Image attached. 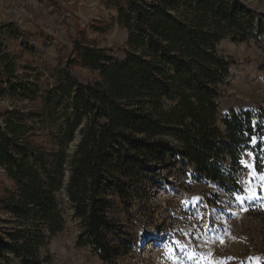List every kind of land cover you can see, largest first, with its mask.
I'll use <instances>...</instances> for the list:
<instances>
[{
    "label": "trees",
    "instance_id": "trees-1",
    "mask_svg": "<svg viewBox=\"0 0 264 264\" xmlns=\"http://www.w3.org/2000/svg\"><path fill=\"white\" fill-rule=\"evenodd\" d=\"M108 3L128 31L123 49L94 46L81 30L67 62L44 71L0 57V97L21 103L0 111V167L11 183L0 184V264H49L41 251L64 230L69 205L81 220L77 246L115 264L134 245L113 203L130 209L146 179L174 170L216 187L217 202L242 193L246 151L264 172V109L220 115L233 61L217 48L229 37L258 40L263 20L228 0ZM74 67L92 78L80 81Z\"/></svg>",
    "mask_w": 264,
    "mask_h": 264
},
{
    "label": "rangeland",
    "instance_id": "rangeland-1",
    "mask_svg": "<svg viewBox=\"0 0 264 264\" xmlns=\"http://www.w3.org/2000/svg\"><path fill=\"white\" fill-rule=\"evenodd\" d=\"M109 1L0 0V57L8 52L21 67L44 71L67 62L81 30L94 46L123 49L128 31L120 27ZM228 1L264 22V0ZM217 48L233 61L218 100L220 115L264 109V35L247 42L229 37ZM72 73L82 82L92 78L83 68L74 67ZM15 105L21 103L9 93L0 97V111ZM243 165L242 193H221L217 202L216 187L186 182L165 168L162 176L133 188L130 209L113 203L112 216L134 245L115 264H264V172L256 171L250 155ZM0 184L11 185L2 167ZM63 214L64 230L41 251L51 256L49 264H108L91 246H77L81 220L73 207L65 206Z\"/></svg>",
    "mask_w": 264,
    "mask_h": 264
},
{
    "label": "crops",
    "instance_id": "crops-1",
    "mask_svg": "<svg viewBox=\"0 0 264 264\" xmlns=\"http://www.w3.org/2000/svg\"><path fill=\"white\" fill-rule=\"evenodd\" d=\"M247 155H250V157L253 159V163H254V167H255V155H254V153H253L252 151H246V152L244 153L243 159H244V157L247 156Z\"/></svg>",
    "mask_w": 264,
    "mask_h": 264
},
{
    "label": "water",
    "instance_id": "water-1",
    "mask_svg": "<svg viewBox=\"0 0 264 264\" xmlns=\"http://www.w3.org/2000/svg\"><path fill=\"white\" fill-rule=\"evenodd\" d=\"M78 142H79V136L77 137V139L75 140V142L72 144V148H74L75 145L78 144Z\"/></svg>",
    "mask_w": 264,
    "mask_h": 264
}]
</instances>
